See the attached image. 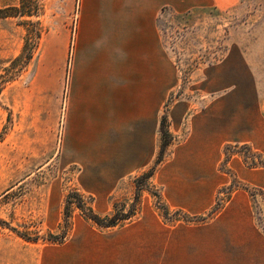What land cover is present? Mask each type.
Returning <instances> with one entry per match:
<instances>
[{
  "label": "rangeland",
  "instance_id": "374dc122",
  "mask_svg": "<svg viewBox=\"0 0 264 264\" xmlns=\"http://www.w3.org/2000/svg\"><path fill=\"white\" fill-rule=\"evenodd\" d=\"M18 2L0 0V9ZM42 2L41 45L0 94V220L38 240L1 228L0 264H82V244L143 237L146 225L154 228L152 248L172 257L150 261L143 251L123 261L264 264V0L225 9L164 7L158 24L166 93L151 101L149 149L137 140L141 148L100 164L78 162L76 127L66 121L70 55L62 93L32 94L36 67L43 71L50 51L48 34L64 30L71 52L78 14L79 0ZM21 22L0 18V75L23 49ZM164 120L171 141L161 153ZM137 193L140 212L123 227L101 229L73 205L67 239L47 240L62 233L68 195L72 202L81 195L103 217L114 205L130 208ZM195 250L199 261L187 260Z\"/></svg>",
  "mask_w": 264,
  "mask_h": 264
},
{
  "label": "crops",
  "instance_id": "0c3cea01",
  "mask_svg": "<svg viewBox=\"0 0 264 264\" xmlns=\"http://www.w3.org/2000/svg\"><path fill=\"white\" fill-rule=\"evenodd\" d=\"M237 1L79 0L71 52L64 30L48 34L50 51L43 71L40 65L36 67L31 86L32 94L42 99L60 95L70 55L65 117L69 126L76 127L74 137L82 149L79 163L100 164L108 156L118 162L123 150L141 148L137 140L144 144L146 139L149 149L151 117L155 116L151 101L166 93L167 61L158 24L162 9H225ZM153 229L142 227L143 237L84 243L82 264H134L123 260H132L128 255L143 251L147 252L142 259L171 258L172 254L152 248L157 245ZM186 254L187 260L199 261L196 250Z\"/></svg>",
  "mask_w": 264,
  "mask_h": 264
},
{
  "label": "trees",
  "instance_id": "16d2710c",
  "mask_svg": "<svg viewBox=\"0 0 264 264\" xmlns=\"http://www.w3.org/2000/svg\"><path fill=\"white\" fill-rule=\"evenodd\" d=\"M43 13L44 4L42 0H19L18 5L3 7L0 9V18H21L22 22L19 25L23 26L26 30L25 43L21 53L11 61L10 67L5 71V74L0 75V94L7 85L16 81L31 65L36 52L39 49L41 39L46 31L40 19ZM161 132L162 153L171 141V135L166 129L165 120L162 122ZM3 137L4 135H0V140L3 139ZM146 177H152V173L147 174ZM74 195L79 197V202H72L70 200L72 196L68 195L66 205L64 207L62 233L57 236L50 234L47 238L48 241L62 243L67 239L72 224L71 208L73 205L81 211L86 219L93 222L94 225L101 229L123 227L127 223L132 222L140 212V204L138 202L139 193L135 196L136 203L131 205L130 208L119 210L114 205L113 212L110 215L103 217L97 214L91 205L85 203L81 195ZM251 195L253 197L254 194ZM4 227L16 232L18 236L27 241L38 240L37 236L31 237L28 236V234L17 232L16 229L10 227L6 221L0 220V229Z\"/></svg>",
  "mask_w": 264,
  "mask_h": 264
}]
</instances>
